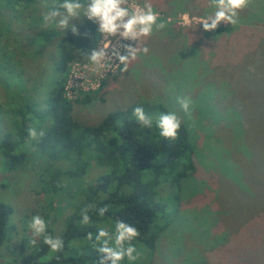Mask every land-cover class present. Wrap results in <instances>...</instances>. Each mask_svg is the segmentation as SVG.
Returning <instances> with one entry per match:
<instances>
[{
	"label": "rangeland",
	"instance_id": "obj_1",
	"mask_svg": "<svg viewBox=\"0 0 264 264\" xmlns=\"http://www.w3.org/2000/svg\"><path fill=\"white\" fill-rule=\"evenodd\" d=\"M39 1L0 0V105L7 99L2 79L16 82L12 89L18 96L16 89L29 90L37 104L45 103L52 89L53 40L63 31L54 23L45 25L48 11ZM133 1L140 8L150 3L167 27L141 38L139 46L148 47V54L141 50L127 73L120 65L107 75L93 101L77 106L73 117L95 125L107 113L146 99L162 102L188 126L197 150L196 176L183 182L180 209L150 264H264V0H252L239 24L228 25L232 32L212 41L200 34L202 20L215 10L210 0ZM102 40L99 33L94 48ZM86 54L81 52L73 64L90 63ZM177 97L191 98L190 117ZM4 115L10 116L6 110ZM8 117L2 119L5 125ZM37 165L35 171L0 173V203L12 208L9 225L16 229L4 251L7 261L18 257L21 238L31 241V218L44 217L47 202L35 174L42 164ZM68 190H62L63 196ZM57 201L48 206L50 217Z\"/></svg>",
	"mask_w": 264,
	"mask_h": 264
},
{
	"label": "trees",
	"instance_id": "obj_2",
	"mask_svg": "<svg viewBox=\"0 0 264 264\" xmlns=\"http://www.w3.org/2000/svg\"><path fill=\"white\" fill-rule=\"evenodd\" d=\"M39 2L49 12L56 0ZM76 26L79 35L69 29L53 40L56 77L45 103L37 104L26 89V92L16 89L18 96L12 89L16 82L5 83L3 79L1 82L7 99L0 105V173L17 172L25 167L35 171L40 161V171L35 174L39 173L40 193L47 202L41 217L47 223L48 234L62 237L65 248L61 253H50L43 238L35 246L31 245L30 238H21L18 257L4 260V251L16 229L9 225L12 208L0 203V264H97L100 254L93 247L94 241L86 240L87 233L95 235L100 227L112 232L117 220L134 225L141 233L133 242L141 253L134 264H150L161 237L180 209L183 182L196 176V148L194 141H190L189 128L183 120L177 140L162 138L155 121L161 112L169 110L158 100L144 99L111 111L95 125L74 119V109L89 104L96 93L68 100L64 85L71 65L79 60L81 52L90 53L94 49L99 34L98 26L87 18ZM201 26L204 41L232 32V27L223 24L214 32H206ZM137 106H142L153 118L151 129L136 121L133 109ZM5 110L9 117L4 115ZM4 117H8V125L4 124ZM32 127L43 129L46 135L31 140L28 129ZM65 187L69 190L63 196ZM56 198L59 204L52 210L55 215L50 217L48 206ZM88 205H95L96 209L107 206L109 211L101 217L96 210H91V223L81 225V210ZM64 211L67 214L61 218V228L55 230ZM122 264L132 262L125 259Z\"/></svg>",
	"mask_w": 264,
	"mask_h": 264
},
{
	"label": "clouds",
	"instance_id": "obj_3",
	"mask_svg": "<svg viewBox=\"0 0 264 264\" xmlns=\"http://www.w3.org/2000/svg\"><path fill=\"white\" fill-rule=\"evenodd\" d=\"M127 3L128 0H86V3H82L81 0H62V2L56 0L52 10L44 15L43 20L45 25L54 23L58 32H67L70 29L74 35H79L78 27L71 22L82 16L86 17L98 26L97 30L103 36L101 44L86 54V60L100 67L104 63H111L115 60L123 66L121 72L127 73L130 63L137 59L141 50L145 55L149 52L146 46L143 49L140 48L141 38L151 37L155 32L167 27L165 22L158 19L159 13L150 3H145L139 10H130L125 6ZM251 3L252 0H210L215 10L202 20L203 29L206 32H214L222 23L225 26H237L240 22V13ZM110 38L132 43L119 44L117 47L113 45ZM177 103L190 117L193 103L191 98L177 97ZM133 115L142 127L148 129L153 127V118L146 114L142 106L135 107ZM182 123L181 117L175 111H168L158 115L155 126L162 138L175 141L179 138ZM45 135L43 129L38 130L35 127L28 129V136L31 140L42 139ZM91 210H96L98 215L103 217L109 208L105 206L96 209L95 205L86 206L81 210V225L91 223L89 215ZM47 227L46 221L40 215L31 218L28 223L32 234L31 245L35 246L37 240L43 238V243L48 246L50 253L63 252L65 248L63 238L48 234ZM140 235V231L134 225L117 220L112 232L100 227L95 235L91 232L87 233L86 240L94 241L93 247L100 254L97 264H122L125 259L134 264L141 257V253L133 243Z\"/></svg>",
	"mask_w": 264,
	"mask_h": 264
},
{
	"label": "built area",
	"instance_id": "obj_4",
	"mask_svg": "<svg viewBox=\"0 0 264 264\" xmlns=\"http://www.w3.org/2000/svg\"><path fill=\"white\" fill-rule=\"evenodd\" d=\"M130 10H139L140 6L133 0H128ZM103 41V40H102ZM101 41V42H102ZM114 46L119 47V44L132 43L129 41H119L118 38L111 41ZM134 45V44H133ZM111 54V52H109ZM120 68L118 61H112L111 63H104L102 67L88 64H72L68 73L65 85L64 95L70 100L79 97L84 94L93 93L100 86L101 81L107 75H112Z\"/></svg>",
	"mask_w": 264,
	"mask_h": 264
}]
</instances>
